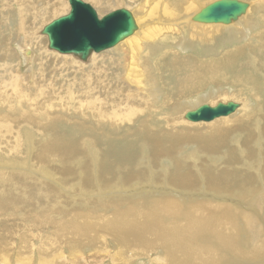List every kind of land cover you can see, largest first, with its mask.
I'll list each match as a JSON object with an SVG mask.
<instances>
[{"label": "bare ground", "instance_id": "6f19581e", "mask_svg": "<svg viewBox=\"0 0 264 264\" xmlns=\"http://www.w3.org/2000/svg\"><path fill=\"white\" fill-rule=\"evenodd\" d=\"M15 1L20 2V0ZM127 1L131 3L135 2V0ZM157 1L159 0H153L156 6L158 5L157 13L159 7H163V22L172 21L173 19L174 21H182V18L179 17L186 12L194 13L190 17V20H192L205 6L202 5V2L205 1V4H207V0H198L199 3L189 6L183 0H174L171 4V9L166 8V6L165 9L160 4L161 0L160 2ZM244 2L249 3L248 1ZM135 6L140 10L144 7H140L138 3ZM30 7L31 5L27 10L32 9ZM60 7H56V9H59L58 12L63 11V6L61 5ZM69 7L71 9V6ZM53 8L55 7L53 6ZM250 8L247 14L250 12ZM45 9L48 10L46 7ZM40 10L42 9L40 8ZM20 11L18 12L20 13ZM149 11V15H147L152 17L151 10ZM247 14L239 20L246 17ZM42 16L39 15L38 18L45 20V17ZM134 16L136 24L139 26L140 22L137 21L136 15ZM186 21L185 25L187 28H190V31L197 29L200 32V26L194 25L196 22L192 21L194 22L193 24L191 22L188 24ZM232 25H228V30H232ZM30 27L23 29L26 37L24 43L20 45V50L22 58H24L25 63L30 68L35 66V62L39 63L41 61L37 65L38 71L36 73L35 71H31L32 75H30L32 77L36 76L38 80H41V86H32L33 82L29 86L25 76L20 72L18 67H16L18 70L15 68V71H9L7 66H0V99L1 101H5L0 104V107L3 108V110L0 109V152L2 153L1 158L3 157L4 160L1 163L5 162L6 164L24 163L19 159L28 156L26 161L32 160V164L30 165L32 169L11 175L0 171V179L6 182L5 186L0 189V212H4L8 210L6 208L11 207L20 209L25 207L29 209L36 203L39 205V208L38 210L35 209V216L33 218H36L38 223L31 229L32 232L27 231L25 228L23 231L19 226H13L16 229H10L9 227L4 232V236L1 233L0 260L3 264H108V262L110 264H145L143 260H147L149 264H264V194L263 192L256 193L252 190L251 185L255 186L253 184L254 178L245 177L241 173L234 172L233 169L232 171L221 160H215L213 158L215 156L213 155V159H210L216 169L213 171L209 170L210 175L206 173L202 179H197L191 172L186 171V174H181L183 171H180L181 173L176 175V177L172 176L173 178L169 184L167 183V186L156 182V176L158 178L159 176L154 173L148 175L146 169L141 170V175L135 172L130 174V177H127V181L141 179L138 183H143L142 185L144 186L139 185V187L144 188L143 192L141 188L140 192L137 191L135 194L126 193V198L122 197L121 200L119 199L123 205L116 203V198H110L112 200L108 202V199L104 198V200L99 199V202L95 201L98 205L96 207L97 210L91 211L90 203H84L81 198L93 190L104 193L101 187H104V190L105 188L110 189L108 184L102 182H100V186L96 184L98 187L90 185L88 177L91 176L92 166L86 161V158L92 161L90 156L93 152L92 147L94 146H91L92 142L96 144L97 138L100 139V137L111 135L115 138V141L111 143L112 149L118 147L124 152H128L129 155L126 158L130 159L129 157H132L133 154L132 142L135 141L134 138L127 141L125 140L127 136L116 137V132L121 127L125 128L134 124L139 117L146 114L145 109L149 111L150 115L138 124L139 127L135 130L137 137L156 138L158 135H165L173 136L175 139L178 138L184 142L196 140L204 143L205 146L201 148L204 151H206L205 149L209 150L207 151L208 153L210 152V155L208 154L209 157L211 154H217L220 147L224 143H228L231 132L237 128H243L244 123L249 119L247 115L251 113V110L244 111L241 117H235L244 108V105L231 101L239 104L236 112L228 117L214 120L216 122L213 121L212 125H208L205 128L198 124L192 126L186 124L187 122L180 123L177 118L175 121H171L166 130L163 131H160L156 125L150 126V122L154 119L153 115L157 114L160 109H157L155 104L149 103L154 102L153 100L156 97L155 92L152 91L154 90L153 87L151 86V89L148 86L149 84H146V88H140L141 82L138 78L142 71L138 63L140 62L138 50L143 46L148 47L154 39L158 40L162 39V37L176 35L178 29L176 30L172 23H168L167 26L162 28L154 26L155 28L138 29L139 31L137 30L128 38L129 41L126 42V45L120 44L128 39L119 44L121 49L119 48L118 51L117 49L116 52L114 51L115 53L112 54L115 56L114 58L102 55L103 52L93 53L86 62H83L72 54H61L56 50L49 49L48 37L43 35L41 31L40 36L47 38L48 50L64 56H57L46 51V39L35 36L37 26L32 31L29 30ZM211 27L202 26L200 28L202 32V29H206L204 32H206L205 35L207 37L217 38L222 35V29L219 26L215 28ZM10 36H13V34ZM152 49L153 46L150 47V50ZM65 56H72L75 60L84 64L89 63L90 60L91 62L88 67L81 66L70 57ZM185 63L183 62L182 65L184 66ZM51 66H55V71L50 69ZM144 66L142 65V68ZM144 71L147 72L146 69ZM70 73H77L82 76V88L75 95H70L58 85L57 76ZM145 74L147 73L142 74L141 77ZM162 78L164 79V76ZM153 85L155 86V84ZM140 89H146L147 96L150 94L152 99L146 105L147 108L138 110L135 107L132 108L130 105L132 101H139L140 99L142 102L146 101L141 94L143 91H140ZM183 92L182 89L181 93ZM116 97L119 100H124L115 103ZM166 98L168 99V97ZM36 101H39V104L34 105ZM58 102H65L66 105L72 108L74 111L73 120L66 118L67 111L62 110ZM172 102L173 100H166L163 105L164 111L169 107L168 105L171 106ZM78 108H84L88 111L94 110L99 118L93 121H77L75 118L79 116L76 112ZM168 109L165 112L169 116L172 114L179 116L182 113V109L180 107L176 108L175 105L174 108ZM37 110L39 111L36 114ZM163 118L169 121L167 116ZM147 125L150 127H146ZM70 130L74 134L79 135V137L67 136L65 132ZM71 133H68V135H72ZM126 133L129 134V129ZM167 139L170 138L167 137ZM156 141L152 143L153 149L151 151L158 159L168 156L164 158L176 160L177 167H185L190 161L195 164L201 161L198 156L202 152L201 149L200 151L196 150L195 154H192L194 152L190 153V157L188 154V159L180 160L182 156L177 151L181 148L178 149V146L169 144L170 142L166 143L169 145L164 144V139L160 143ZM208 142H215L216 145H210ZM129 144L132 145L130 149L128 148L130 146H127ZM238 144L236 147V149L238 148L237 151L235 148L231 149L228 152V157H234L240 153V155H243V162L241 163L243 167L252 165L253 162H248L247 158L244 157L247 155L251 159L254 158L251 150L252 140L248 139L243 144L241 142ZM99 146L97 147L98 149ZM31 149L33 151L29 152ZM100 149L102 150L103 148ZM143 153L145 152L143 151ZM208 155H206V158ZM93 157V165L95 163L93 171L101 169L97 165L99 158ZM216 157L219 156L217 155ZM133 160L130 159V161ZM253 160L255 162L256 158ZM145 164L147 165V163ZM256 164L258 165V163ZM209 165L212 164L210 163ZM241 167L239 169L242 171L243 168ZM50 168H60L58 170L59 173L50 170ZM259 168L263 169L261 166ZM34 169L38 170V172ZM116 170H119L117 166ZM35 173H40L39 177L41 179H36ZM167 174L168 171L166 172ZM125 179L120 178L121 181L118 180L121 186H123L122 180ZM101 181L103 180L101 179ZM248 184L251 185L247 191L245 190V192H240L242 194H237V198H239L237 201L230 199L235 194L232 193L233 189L245 187ZM132 185L136 188L135 183ZM159 190L163 192L161 193ZM158 194L161 195L160 199L156 198ZM194 198L195 201L198 199L197 203H194ZM224 198H229L230 200ZM76 205L83 206L84 209L74 210ZM29 222L30 224H35L34 222ZM32 226L30 225V227ZM110 246H113L114 249L111 250ZM85 250L88 251V255H86ZM36 255H38V262L37 260L35 261Z\"/></svg>", "mask_w": 264, "mask_h": 264}, {"label": "rangeland", "instance_id": "374dc122", "mask_svg": "<svg viewBox=\"0 0 264 264\" xmlns=\"http://www.w3.org/2000/svg\"><path fill=\"white\" fill-rule=\"evenodd\" d=\"M55 1L56 0H20V2H19V1H15V0H0V6H1L0 7V19H1L0 20V66H2V65L7 66L9 71H15L17 69L16 67H18L20 72L25 76L26 82L29 86L32 85V82H33L32 86H41L40 85L41 80H38L36 78V76L35 77L30 76V75H32L31 71H35V73L38 71L37 65L41 61H39V63L35 62V66L30 68L25 63L24 58H22V52L20 50V45H21V43H24V39L26 37V33L23 31L24 28L31 26L32 28L30 27L31 29L29 28V30L32 31V29L35 26H37V28L35 29V36L39 37V38L46 39L45 50L48 52H51L57 56H64V55H59L56 52L49 51L47 48V46H48L47 38L44 36H40V32L43 30V28L45 26L50 24L53 20L68 14L70 11V7H69L70 5H69L68 0H62V1L57 0L56 2ZM83 1L87 4H89L93 9L96 10L100 19H102L104 16H106L109 13L114 12L116 10L127 9L130 12H132L133 15H136L137 21L140 22L138 29L144 30L146 28L149 29L150 27L155 28L154 26L162 28V27L167 26L168 23H172L173 27H175L176 30L178 29V32L176 31L177 32L176 35H174V36L171 35L170 37H162V39H158V40H155L153 38L154 42L152 41V43L149 44L148 47L143 46V47H141L140 50H138V57H139V61H140L138 63L140 64L141 71H142V72H140V74H139L140 76L138 78V80H140V82H141L140 88H142V87L146 88L147 85L149 84L148 86L150 88H151V86L153 87L154 90H152V91L155 92L156 97H155V100H153L154 102H149L152 99L151 95L148 94V96H147L146 89H140V91H143L141 94L146 99L147 103H146V101L142 102L141 99L138 97L140 100L139 101H132L130 106H132V108L135 107V109L137 108L138 110H140L141 108L145 109L146 105L149 103L155 104L156 108L157 109L159 108L160 111L157 114L153 115V118L156 120H154L152 118L153 120L151 119L152 121L150 122V126L156 125L160 131H163V130H166V128L168 127V124L171 121H175L177 118V120H179L180 123H186L187 122L186 124L192 125V126H196L198 124V125H202V127L205 128L208 125H212L216 121L193 123V122H190L184 118V116L187 112H189V111H191V110H193L199 106H202V105H209V106L212 105V107H215L218 103H223V102L226 103L229 101L230 102L231 101L239 102L242 105H244V108H242V110H240V112H238L235 117H241L242 114L244 113V111L246 112V111L251 110V113H248V115H247L249 117V119L246 120L243 128H237V129L233 130L231 132V136H230V139L228 140V143H224V145L222 147H220L219 152H217V154H211L210 157H209L210 152L209 153L207 152L209 150L205 149L206 151H204L202 149L203 148L202 146H205L204 143H200L199 141H196V140H193V141L190 140L191 142H184L183 140H180L178 138L175 139L173 136H165V135L164 136L158 135L157 136L158 138L157 137L156 138H150V137H141L140 138V137H137L135 130L138 129V127H139L138 124L141 121H144L150 115L149 111L147 109H145L146 114L144 116L139 117L134 124L130 125L132 127H130V126L125 127V128L121 127L118 129V132H116V137L117 136L118 137L127 136V138L125 139L127 141H130L134 138L135 141L132 142L134 155L132 154V157H129L130 159H134L133 161H130V159L126 158V156L129 155L128 152H124L123 150L119 149L118 147L112 149L111 143L115 141V138L113 136H111L110 134H109L110 136L100 137V139L97 138L96 139L97 141H95L96 144H94V142H92V144H91V146L94 145L92 147L93 152H92V154H90L92 161H90L86 158V161L88 163H90L92 166L91 172L93 173V174L91 173V176H89L88 178L90 181V185L98 187V186H100V182H102L104 184H108L110 186V189L105 188V190H104V187H101V190H103L104 193H102V192L100 193V191L95 192V190H93L92 192L81 197L83 199L84 203H90L91 211L97 210L96 207L98 205L96 202L97 201L99 202V199L104 200V198H105V199H108L107 200V202H108V201L112 200L110 198H116V203L123 205V204H121L122 202H120V200L122 199V197H124V198L127 197L126 193H129V194L134 193L135 194V193H137V191L140 192L141 188H142L141 191L143 192L144 187H141V186H144V185H142L143 183H138L141 179H135L133 181H127V177L128 176L130 177V174H133L134 172L138 175H141V173H142L141 170L146 169L148 175L154 173V174L159 176V178L156 176V179H155L156 182H158L159 184L162 183V184H165L168 186V184L171 182V179L174 176L176 177V175L180 174L182 171L183 172L181 174H184V173L186 174V171L191 172V174L195 175V177L197 179H202L206 173H208V175H210L209 170L213 171L216 169L213 162L211 161V159H213V158L215 160H221L222 163L228 165L230 167L229 169H231V170L233 169L234 172L241 173V174L245 175V177L254 178L253 184L255 186L248 184L245 187L233 189L234 191H232V193L233 194L235 193V194L232 195L230 197V199H232L233 201H237L239 199V198H237V194H242L240 192H245V190L247 191L248 187L250 185L252 186V190L255 191L256 193L263 192V194H264V191H263L264 190V0H241V1H248L250 3V5H251L250 12H248L246 17L239 20L238 23L237 22L233 23L234 25L231 24L232 30H228V26H224V25H211V24L205 25V24H198L197 22L194 23V22H192L193 20H190V17L192 15H194V13H189V12H186V13L180 15L179 18H182L183 22L177 21V20L174 21V19L172 21H168V22L164 21L163 22V7H161V8L159 7V11L157 13L158 5L156 6V4H155V2H153V0H148V1L147 0H143V1L142 0H135L134 3H131L130 1H127V0H102V1L101 0H97V1L96 0H94V1L83 0ZM165 1H167V2H165ZM173 1L174 0H161V2H160V0H159L157 2H160V4L162 6H164V8L166 6V8L168 7L169 9H171V4L173 3ZM200 1H203V0H200ZM216 1H218V0H213L211 2L213 3ZM183 2H186L189 6H192V4L196 5L197 3H199L198 0H190V1L189 0H186V1L183 0ZM211 2H210V0H207V4H205L206 3L205 1L202 2L203 3L202 5H205V6H203V8H205L206 6L211 4ZM26 3H27V5H26ZM137 3H138V5H140V7L144 6L143 7L144 9L142 8L143 10L142 9L140 10V9L136 8L135 5ZM65 4H66V6H65ZM30 5H31L30 8H32V9L27 10V8ZM61 5L63 6L64 13H62L63 11L58 12L59 9H56V7L59 8ZM53 6L55 8H53ZM45 7L48 8V10H46ZM66 7H67V9H65ZM36 8H37V11H36ZM40 8L42 10H40ZM20 10H22V11H20ZM149 10H151V13L153 15L152 17L148 16L149 12H150ZM18 11H20L21 14ZM41 11H42V13H41ZM45 11H47L46 14H45ZM2 13H4V14H2ZM43 13L45 16L43 15ZM53 14H55V15H53ZM30 15H31V17H30ZM39 15H41V16L43 15L42 17H45L46 21L43 18H38ZM187 16H189V17L187 18ZM48 17H49V19H48ZM24 18L26 19V21ZM157 18H158V20H157ZM186 19H188V20L186 21ZM185 21L188 22V24L191 22V24L194 23V25L197 24L200 27L212 26L211 28H215V27L219 26L220 29H222V35L218 36L217 38L207 37L205 35L206 32H204L206 29L205 30L202 29L203 30V32H202L200 27H199L200 32L197 29H193L190 31V28H187V26L185 25ZM31 22H32V24H31ZM140 26H141V28H140ZM19 27H21V28H19ZM195 30H196V32H195ZM225 30H227V31H225ZM22 31H23V33H22ZM11 34H13V36H10ZM203 34L205 37L203 36ZM128 41H129V39L120 45H126V42H128ZM120 45L114 49L112 48L111 50H108L106 52L104 51L102 53V55H104V56L108 55V56L114 58L115 56L112 54L116 52V49H117V51L119 48L121 49ZM204 45H205V47H204ZM152 46H153V49L150 50V47H152ZM154 46L156 47V49ZM10 47H11V49H10ZM148 51H150V52L147 54ZM151 52L155 53V54H152ZM94 55H99V54H94ZM94 55H93V57H94ZM65 57H70L74 62L78 63L81 66H86V67H88L90 65L89 63L91 62V60H90L89 63L84 64V63H81V62L75 60L72 56H65ZM142 57H143V60H142ZM183 62H186L184 66L182 65ZM142 65H145L144 68L146 67L145 69L147 72L144 71L145 69L142 68ZM27 68H29L31 70L29 71V69L27 70ZM50 69L55 71V66L54 67L51 66ZM148 71H150V73H148ZM141 73L142 74L147 73V74L144 75L145 77L144 76L141 77V75H142ZM159 73H161V74H159ZM14 75H16V73H14ZM163 76H164V79L162 78ZM181 76H183V77H181ZM57 78H58L59 87L66 90L70 95H75L76 92L80 88H82V76L77 74V73L58 75ZM150 82H152V83L150 84ZM153 84H155V86ZM196 85H197V87H196ZM182 89L184 91L183 93H181ZM148 93H150V91H148ZM156 93H158V94H156ZM182 95H184V96L182 97ZM166 97H168V99ZM164 98H166V99H164ZM169 99L173 100V102H172L171 106L168 105L169 106L168 108L172 109V108H174V105L176 106V108L180 107L182 109L181 115L180 114H179V116L175 115V114H172L170 116L166 115L165 111H168L169 109L166 108L164 111L163 105L166 102V100L168 101ZM254 99L257 101H255ZM115 100H116L115 103H119V102L123 101L124 99L119 100L116 97ZM2 102H5V101H3V100L1 101V99H0V104H2ZM141 103H142V105H141ZM37 104H39V101H36L34 103V105H37ZM193 104H195L194 105L195 107L193 106ZM58 105L62 110L67 111L66 118L69 120H73L72 117L74 115V111L72 110V108L69 105H66L65 102H58ZM0 109L3 110L2 107H0ZM38 111L39 110L36 111V114L38 113ZM76 112L79 114V116L75 118V120H77V121H88V120L93 121V120H97L99 118V116L94 112V110L88 111L84 108H78L76 110ZM258 114H260V115L258 116ZM164 116H167L169 121L164 119L163 118ZM228 119H231V118H228ZM222 121H224V120H222ZM261 123H262V125H261ZM150 126L147 125L146 127H150ZM128 129H129L130 135L126 133L128 131ZM180 129H181V127H180ZM190 129H193V128H190ZM123 130H125V131H123ZM70 132H72L71 133L72 135H68V133H70ZM162 133H164V132H162ZM65 134L67 136H75L77 138L79 137V135L74 134L72 130L65 132ZM92 137H97V136H92ZM167 137H169L170 139H167ZM42 139H44V137H42ZM163 139L165 140V141H163L164 144H166L167 142L168 143L170 142L169 144H175V146H178L177 147L178 149L181 148V149H179V151H177L178 153H180V156H182V157H180V160L188 159L190 157V153L194 152L192 154H195L197 151H200V149H201L202 152L198 155L200 157L201 161L199 163H196V164L190 161L189 162L190 164L188 163V165L185 167H179V166L177 167L176 160H174V159L169 160L168 158H164V157H168V156H163L161 159H158L156 157V155L151 151L153 149L152 143L156 140H157L156 142L160 143ZM248 139L252 140L251 150L254 154L253 159L256 158V160L254 162L253 159H251L247 155H245L244 157L247 158L248 162L251 161V162H253V164L244 168L243 164H241L243 162L242 161L243 155H240V153H239L238 155H236L234 157H228V152L231 151V149H234V148L236 149L238 143L240 144V142H241V144H243ZM225 141H227V140H225ZM97 142H98V144H97ZM144 142L147 144H145ZM143 143H144V145H143ZM208 143L210 145H214V146L216 145L215 142H208ZM169 144H166V145H169ZM195 144H196V146H195ZM179 145H181V147H179ZM98 146H99V149L97 148ZM127 146H130V147H128L129 149L132 147L131 144H129ZM100 148H103L102 150L104 152ZM242 148L245 150L244 147H242ZM237 149H236V151H237ZM31 151H33V150L31 149L29 152H31ZM143 151L145 153H143ZM223 152H225V153H223ZM101 153H102V155H101ZM188 154H189V157H188ZM225 154H226V156H225ZM203 155L205 158H206V155H208V157L205 159L203 157ZM212 155L215 157L218 155L219 157H216V158L213 157L212 158ZM1 156H2V153L0 152V171L5 172L8 175H11L13 173L25 172L27 170L32 169V168H30V165L32 164V160L26 161L28 159V156H24V157L19 159L20 161H22L24 163H8V164H6L5 162L1 163L2 161H4L3 157L1 158ZM93 156H96L97 158H99L97 165H99L101 167V169L99 168V169L93 171V169L95 167V163L93 165V161H94ZM145 157H148V158H145ZM165 159H167V160H165ZM207 159H209V160H207ZM144 160H146V161H144ZM152 162H153V164H152ZM145 163H147V165ZM210 163L212 165H209ZM256 163H258L259 166L263 167V169L261 170ZM260 163H261V165H260ZM116 166L119 168V170H116ZM240 166H242L241 168H243L242 171L239 169ZM127 167H128V169H127ZM196 168H198V169H196ZM5 169H7V170H5ZM59 169L60 168H52V169L50 168V170L57 172V173H59L58 172ZM172 169H173V171H172ZM34 170L38 172V170H36V169H34ZM155 170L159 173H157ZM167 171H168V174L166 175ZM193 171H194V173H193ZM173 173H174V175H173ZM199 173H201V175L202 174L203 175L201 176V175H199ZM39 174L40 173L34 174L36 179L37 178L41 179L39 177L40 176ZM258 175H260V176H258ZM134 176H136V175H134ZM98 177H100L103 181H101V179ZM120 178H126L125 180H122L123 186H121L119 181H118V180H120ZM262 178H263V180H262ZM5 183L6 182L4 180L0 179V189H2L5 186ZM134 183L136 184V188L132 185ZM128 184H129V186H128ZM139 185H141V186L139 187ZM114 186H116V187H114ZM144 191H146V190H144ZM159 192L162 193L163 191L159 190ZM160 196L161 195L158 194L156 196V198L160 199ZM84 197H85V199H84ZM224 199L230 200L229 198H224ZM197 201H198V199H197ZM197 201H195V198H194V203L195 202L197 203ZM193 205H196V204H193ZM38 208H39V205L34 203L33 207L31 206L29 209H27L25 207H22L21 209L11 207V208H6L8 210H6L4 212H0V235H2L1 233H3V236H4V232H6V229L9 227L11 229V228H13V226H19L22 228L23 231L25 228V229H27V231L32 232L31 229L34 228V226L38 223L36 218H33L35 216L34 211H35V209L38 210ZM75 209L82 210V209H84V207L80 206V205H76L74 207V210ZM29 221L34 222L35 224H30ZM30 225H33V226L30 227ZM13 229H16V228H13ZM17 230H20V229H17ZM36 243H38V242H36ZM110 248H111V250L114 249L113 246H110ZM86 255H88V251H86ZM36 260L38 262V255H36V257H35V261ZM143 261L145 264L147 263V260H143ZM0 264H3V262L1 260H0ZM108 264H110V262H108ZM137 264H142V263H137ZM147 264H149V263H147Z\"/></svg>", "mask_w": 264, "mask_h": 264}, {"label": "water", "instance_id": "95a60500", "mask_svg": "<svg viewBox=\"0 0 264 264\" xmlns=\"http://www.w3.org/2000/svg\"><path fill=\"white\" fill-rule=\"evenodd\" d=\"M70 12L44 27L42 34L49 40V49L61 54H72L86 62L93 53L112 49L131 37L137 30L134 15L127 9L109 13L102 19L95 9L83 0H68ZM250 4L241 0H218L203 8L193 17L201 24L231 25L247 14ZM239 104L218 103L215 107L202 105L185 115L193 122H212L236 112Z\"/></svg>", "mask_w": 264, "mask_h": 264}]
</instances>
